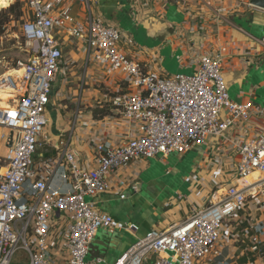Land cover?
Instances as JSON below:
<instances>
[{"label": "built area", "instance_id": "built-area-1", "mask_svg": "<svg viewBox=\"0 0 264 264\" xmlns=\"http://www.w3.org/2000/svg\"><path fill=\"white\" fill-rule=\"evenodd\" d=\"M15 1L24 3L27 12L21 35L28 57L15 65L21 75L0 76V87H8L9 96L6 108L0 107V143L5 147L0 158V264H12L18 250L27 253L25 264H88L89 246L99 230L132 229L98 210L93 201L110 189L109 175L136 159L184 154L210 137L222 136L236 122L250 119L251 105L229 98L220 54L196 56L190 74L161 76L122 50L123 33L102 19L95 9L97 0L10 4ZM72 5L84 6L83 19L72 15ZM242 7L264 13L248 1H238L232 7L212 8V14L220 21L223 14ZM60 32L84 44L87 59H94L108 75L120 72L138 90L109 100L127 122L138 126V135L122 146L96 144L91 169L67 149L53 157L36 156L48 123L45 112L52 83L63 59L56 37ZM237 157V184L223 189L216 203L193 208L179 224L137 238L114 264H145L151 258L153 264H214L225 231L239 237L235 226L245 225L253 209L261 218H251L247 225L248 246L252 254H261L264 131L238 145ZM56 175L70 180L69 190L54 189Z\"/></svg>", "mask_w": 264, "mask_h": 264}, {"label": "crops", "instance_id": "crops-1", "mask_svg": "<svg viewBox=\"0 0 264 264\" xmlns=\"http://www.w3.org/2000/svg\"><path fill=\"white\" fill-rule=\"evenodd\" d=\"M238 1L248 0H97L95 9L102 19L122 31V50L147 71L159 70L161 76L190 74L196 56L220 54L221 73L232 101L249 103L251 117L189 152L136 159L109 175L110 189L93 201L98 210L132 229L99 230L89 246L88 264H114L137 238L179 224L193 208L216 203L223 189L237 184V146L264 131V37H254L249 29L264 27V13L242 7L223 14L220 21L212 14V8L232 7ZM171 8L182 20L169 18ZM84 12V6L72 5L73 16L83 19ZM56 37L63 59L45 112L50 129L40 139L36 156L53 157L67 149L91 169L96 144L122 146L138 135V126L127 122L109 103L115 94L138 90L129 85L126 75H108L94 59H87L84 44L66 33ZM221 115L226 118L225 112ZM4 153L5 149L0 158ZM70 183L56 175L51 185L66 192ZM249 217L245 225L235 226L239 237L225 231L214 264H264V244L257 255L248 246L247 225L251 218L261 216L253 209ZM145 264H153V258Z\"/></svg>", "mask_w": 264, "mask_h": 264}, {"label": "rangeland", "instance_id": "rangeland-1", "mask_svg": "<svg viewBox=\"0 0 264 264\" xmlns=\"http://www.w3.org/2000/svg\"><path fill=\"white\" fill-rule=\"evenodd\" d=\"M22 4V9H25L24 3ZM25 11V16H23L19 20H11L7 24H5L0 30V76L8 73L12 69H16L15 65L18 61H24L28 57V53L26 51L25 41L21 35V25L27 18ZM169 18L174 21L182 20V15L176 14L174 12V8H171V13L169 14ZM130 27V26H128ZM250 33L256 38L264 37V27L258 28L253 27L249 28ZM185 74V73H180ZM59 83H55V89L59 87ZM229 98L232 100L230 92L228 91ZM46 129H50V124L47 125ZM5 147L4 142L0 143V155L3 153ZM177 155V153H173ZM176 175H171L170 178H174L176 180ZM145 236V235H144ZM89 255L86 258V262H88ZM27 263V253L23 250H18L14 258L12 260V264H25Z\"/></svg>", "mask_w": 264, "mask_h": 264}, {"label": "trees", "instance_id": "trees-1", "mask_svg": "<svg viewBox=\"0 0 264 264\" xmlns=\"http://www.w3.org/2000/svg\"><path fill=\"white\" fill-rule=\"evenodd\" d=\"M0 30L11 20H19L25 16V10L22 9L20 1H15L13 4L0 7Z\"/></svg>", "mask_w": 264, "mask_h": 264}, {"label": "bare ground", "instance_id": "bare-ground-1", "mask_svg": "<svg viewBox=\"0 0 264 264\" xmlns=\"http://www.w3.org/2000/svg\"><path fill=\"white\" fill-rule=\"evenodd\" d=\"M9 3H10V0H0V7L7 6V5H9ZM16 74L21 75V71L12 69L8 73H6L5 76H16ZM4 91H6L8 94V87H5V89H4V87H0V98L3 100H6L8 98V96H7V94H5ZM0 107L6 108L5 102L0 101Z\"/></svg>", "mask_w": 264, "mask_h": 264}, {"label": "water", "instance_id": "water-1", "mask_svg": "<svg viewBox=\"0 0 264 264\" xmlns=\"http://www.w3.org/2000/svg\"><path fill=\"white\" fill-rule=\"evenodd\" d=\"M248 2H249L250 5L256 7L258 9H260V10H264V0H248ZM9 146H10V143H9ZM88 254L91 255V253H88Z\"/></svg>", "mask_w": 264, "mask_h": 264}]
</instances>
